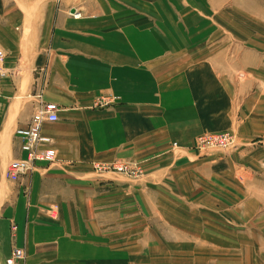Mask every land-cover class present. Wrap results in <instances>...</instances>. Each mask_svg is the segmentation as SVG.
<instances>
[{
	"label": "crops",
	"instance_id": "1",
	"mask_svg": "<svg viewBox=\"0 0 264 264\" xmlns=\"http://www.w3.org/2000/svg\"><path fill=\"white\" fill-rule=\"evenodd\" d=\"M208 6L0 0V264L15 248L24 254L16 264L144 263L135 254L160 263L175 244L193 264H264V33L219 30ZM251 16L264 30V16ZM101 97L110 101L97 108ZM46 103L58 108L41 125L57 161L11 182L8 164L25 157L14 131ZM223 132L237 136L239 160L192 150L199 136ZM94 162L144 174L98 177ZM200 171L237 202L251 199L250 223L242 203L212 202L215 187L196 195Z\"/></svg>",
	"mask_w": 264,
	"mask_h": 264
},
{
	"label": "rangeland",
	"instance_id": "2",
	"mask_svg": "<svg viewBox=\"0 0 264 264\" xmlns=\"http://www.w3.org/2000/svg\"><path fill=\"white\" fill-rule=\"evenodd\" d=\"M213 1V6L214 11L212 12V7L208 6L207 7V17L209 18H216L219 22L217 23L215 20H213L214 22H216L217 24H215V27L219 30H225L224 28L229 27L231 30L233 31H237V32H244L246 34H252L251 31L255 30V32H259L260 35H262L264 33V30L262 28H258L256 27V25L252 24L254 23L256 20H254V18L251 16V14L257 15V16H264V7H257L254 6V2L257 0H211ZM235 3H237L239 5V7H237L235 5ZM243 4V7H242ZM210 12H211V16H210ZM249 13V14H248ZM242 14V15H241ZM223 25H220V24ZM222 26V27H221ZM261 42V41H260ZM229 47L232 46V44L237 43L239 44L240 42L237 40H229ZM245 43L246 45H251V41L250 40H243L242 44ZM241 45V44H240ZM244 49H247V46H241ZM245 59V57H244ZM110 100L106 99V97H101L99 99H97V103H96V107L97 108H101V107H105L108 105V102ZM223 133H230L233 135L234 140L232 142L233 145H230L226 148H222V149H218V148H200L196 145V140L193 143L194 147H192V150L195 151L198 154H211L213 155H218V157H222L223 155H228L229 159H238L239 158V143L237 140V136L231 132H223ZM211 134V133H209ZM218 134H222V133H215L212 135H218ZM204 135V134H203ZM175 146V144H173ZM250 143H247L245 146L251 148ZM56 152V151H55ZM251 152H244L243 156L245 160L250 159L251 160V156L250 155ZM238 154V157H237ZM57 155V153H56ZM249 156V157H248ZM239 160V159H238ZM241 160V159H240ZM244 160V161H245ZM249 160V161H250ZM127 167L126 171L125 170H117V167ZM92 168V172L98 176V177H102L103 175H108V174H112V175H118L121 177H126L129 179H139L141 175H143V169L139 164H133V163H125V162H113V163H106V162H94L91 165ZM243 169H247L248 170V180L247 182L249 183H245L247 187V190L250 191L253 188V185L251 182V164L244 163V165H242ZM196 177L199 178V181L196 182V185L194 186L195 188L192 190L197 191V194H201L203 195V193H199L198 191H204L207 187V189H211L215 187L214 192L218 193L217 196L215 195V197L212 198V202H214L215 204H217L218 206L220 205L222 208H227L228 211L233 210L235 211V206L237 205V203H242V212L244 213L243 216H240V219L243 220V222H247L246 224L251 222V216L250 214L246 215V210L251 211L252 207L250 206L251 203V199H243V201H236L234 196H231V194H229L228 191L225 192L223 188V185H217V184H213L212 182L210 184H207L203 181L204 175H203V171H200L198 173V175H195ZM256 184V183H255ZM176 187V185H175ZM181 189H186L187 184H185L184 186L181 184ZM206 189V190H207ZM213 191V190H212ZM228 192V194H227ZM244 193H246L244 191ZM245 196H247V194H245ZM206 202V201H205ZM209 203V200H208ZM239 205V204H238ZM229 213V212H227ZM249 216V217H248ZM171 216H169L170 218ZM149 217V222L151 221L152 223L155 222L154 218ZM172 218V217H171ZM231 219H234V216L230 217ZM173 219V218H172ZM176 219H178V217H176ZM169 234H171L170 232H168ZM134 236V232L132 234ZM170 244H174L171 242H168ZM176 245V244H175ZM175 245H171L174 247H171L169 249H165L164 251V258L163 260H160L162 262L160 263H150V257L145 258L143 257L142 254H135L133 255L134 258H136L137 260H140L139 262H144L142 264H193L195 261L194 260H190L187 257H181V255H185V256H190V254H180L179 252H185L187 253L189 250L186 247H182V246H175ZM232 252V251H231ZM138 253V252H137ZM232 254V253H230ZM150 255V254H149ZM151 257L153 255H150ZM155 260V259H152ZM149 262V263H148Z\"/></svg>",
	"mask_w": 264,
	"mask_h": 264
},
{
	"label": "built area",
	"instance_id": "3",
	"mask_svg": "<svg viewBox=\"0 0 264 264\" xmlns=\"http://www.w3.org/2000/svg\"><path fill=\"white\" fill-rule=\"evenodd\" d=\"M4 54L0 51V62L3 61ZM0 76H3L1 74ZM58 108L53 103L41 105L32 115L29 124L24 128H18L14 131V137L20 143V149L25 154L23 159L12 160L6 169L5 176L15 182L20 177L29 174L38 163L54 164L57 161V155L52 148V139L42 135L41 125L43 123H55L57 121L56 113ZM234 137L230 133L218 135L204 134L197 138L196 145L202 148H226L233 145ZM117 170H125L127 167H117ZM23 254L20 249H13L5 264H16L23 261Z\"/></svg>",
	"mask_w": 264,
	"mask_h": 264
},
{
	"label": "bare ground",
	"instance_id": "4",
	"mask_svg": "<svg viewBox=\"0 0 264 264\" xmlns=\"http://www.w3.org/2000/svg\"><path fill=\"white\" fill-rule=\"evenodd\" d=\"M22 251V250H21ZM22 254H23V251H22ZM23 257H24V254H23Z\"/></svg>",
	"mask_w": 264,
	"mask_h": 264
}]
</instances>
